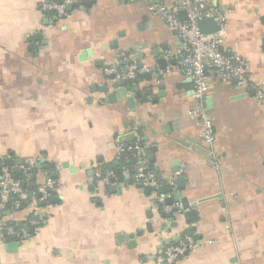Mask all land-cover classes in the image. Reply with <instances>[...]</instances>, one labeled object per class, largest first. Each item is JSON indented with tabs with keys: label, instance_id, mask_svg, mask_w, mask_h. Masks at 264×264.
I'll use <instances>...</instances> for the list:
<instances>
[{
	"label": "crops",
	"instance_id": "obj_1",
	"mask_svg": "<svg viewBox=\"0 0 264 264\" xmlns=\"http://www.w3.org/2000/svg\"><path fill=\"white\" fill-rule=\"evenodd\" d=\"M202 1L228 11L224 51L250 64L245 88L210 76L212 150L189 115L192 82L175 58L181 40L144 1L87 0L85 11L62 21L43 10L50 0H0V179L29 159L31 192L49 179L58 187L38 213L27 206L13 222L5 213L6 225L27 222L31 236L0 237V264H164L158 253L187 236L202 246L176 264H264V109L256 103L264 84V0ZM127 61L153 74L125 86L133 106L111 102L114 91H104L111 85L105 68ZM137 137L134 155L154 163L173 197L198 203L195 219L165 223L131 167L109 189L98 181ZM13 242L16 251L8 248Z\"/></svg>",
	"mask_w": 264,
	"mask_h": 264
},
{
	"label": "built area",
	"instance_id": "obj_2",
	"mask_svg": "<svg viewBox=\"0 0 264 264\" xmlns=\"http://www.w3.org/2000/svg\"><path fill=\"white\" fill-rule=\"evenodd\" d=\"M86 1L50 0L48 4L43 6V10L54 12L58 20L63 21L70 18L75 11H85L84 3ZM142 1L181 40L175 58L177 71L188 77L192 82L195 104L190 109L189 115L199 124L201 137L212 150L218 138L213 117L206 106V97L213 87L210 76L214 75L228 86L245 88L250 83L249 62L239 54H227L224 51L228 11L218 7L211 1L183 0L174 6H169L162 0ZM69 7L72 8V12L68 10ZM181 11L186 12V19L179 17ZM209 18L214 19L217 30L215 33L206 34L201 31L200 23ZM121 57L125 63V55ZM139 71L138 65L132 62L127 66L111 64L105 68L104 73L109 84H117L120 81L134 83L140 73ZM256 103L264 109V84L256 89ZM137 139L134 145L121 148V152H139L142 139L140 137H137ZM23 162L19 170L25 175L27 185L31 179V169L34 163L29 159ZM134 169L136 170L135 180L143 188L151 190V194L160 210L169 216V218H165V223L174 224L177 222L178 216L187 213V210H184L180 203H169L173 195L167 193V191L163 192V190L170 184L160 182L158 171L150 168L148 160L140 157ZM3 173L4 176L0 179V237L4 239L8 236H15L19 239H28L31 236L28 225L17 227L21 224L18 221L10 225H6L5 221L6 212L13 215L12 222L15 221L16 215L23 212L24 201H30L28 191L23 187V180L13 179L7 169H4ZM96 178L104 187L109 189L115 185V181L112 180H117V174L113 171H106L105 174L97 173ZM56 188H58L56 182L50 179L47 180L45 184L37 189V192H32L33 196L31 198L37 194V199L29 202L28 209L30 208L34 213H38L51 196V192ZM9 202L11 203L9 204ZM13 224L16 225L12 226ZM30 224L33 225L34 223L30 222ZM201 246V241L195 236L180 238L172 243H167L164 250L156 256V260L159 263L176 264L182 257L197 251Z\"/></svg>",
	"mask_w": 264,
	"mask_h": 264
},
{
	"label": "water",
	"instance_id": "obj_3",
	"mask_svg": "<svg viewBox=\"0 0 264 264\" xmlns=\"http://www.w3.org/2000/svg\"><path fill=\"white\" fill-rule=\"evenodd\" d=\"M68 10L69 11H72V8L69 7ZM186 16H187L186 15V12H184V11H181L179 13V17L181 19H186ZM200 28H201V31L203 33H206V34L215 33L216 30H217L216 23H215L214 19H212V18L203 20L200 23ZM85 57H86V54H83L81 59H85ZM131 63H132V61H127V64L128 65H130ZM144 67H145L144 64H139L138 65V68L139 69H143ZM154 69L155 68H153L152 71H155ZM139 77H140V79L141 78H146V79L151 80L153 78V74H152V72H148L146 74H139L137 76V79ZM157 79L159 81H161L163 78L160 75V76L157 77ZM126 85H127V82L120 81L117 84H111L110 87L105 86L104 87V91H107L108 89H112L114 91L113 94L109 95V100L111 102H115V101H117V99L118 100H126L127 103L129 104V106H133L134 100L127 97V91L128 90H126V87H125ZM160 88L161 89H164V86H160ZM131 90H132V92H136L137 91V88L136 87H132ZM136 136H137V134H133L132 135V140L135 139ZM123 141H128V140L127 139H124ZM135 153H137V151H135ZM151 160L154 161V158L152 157ZM0 162H1V158H0ZM21 163H23V161L22 160H19V164H21ZM5 164L8 165V166L11 165V161L10 160H6L5 161ZM67 166H68V164H64V167H67ZM36 167L37 168H40L41 165L38 164V165H36ZM71 170H73V169H71ZM93 174H94V172H93ZM54 177H56V175H54ZM120 180H122V177H120ZM112 181L114 182L115 179H113ZM175 183L177 184L178 188H180V189L185 188L186 185H187L185 177H178V178H176L175 179ZM166 191H167L166 189L163 190V192H166ZM110 192L111 193H117V192L118 193H122V189L121 188H112V189H110ZM32 196H33V193L30 192L28 197L31 198ZM174 202L180 203L182 205L183 209L184 210H187V213L185 214L186 217H189L192 220L197 217V213L194 210H192V209H195L197 207V205H198L197 202L190 203L189 202V199L187 197L182 196L181 193L175 195L173 198H171L169 200V203H174ZM6 214H9V212H7ZM190 231H192V230H190ZM139 235L141 236V234H139ZM15 238L16 237L14 236V239ZM131 238H134V236H131ZM131 243H132L131 245H134V246L136 245L135 244L136 242H134V241L131 242ZM19 245H20L19 242H13L12 244H10L8 246V248H9L10 251H16L17 248L19 247ZM164 264H166V263H164Z\"/></svg>",
	"mask_w": 264,
	"mask_h": 264
},
{
	"label": "trees",
	"instance_id": "obj_4",
	"mask_svg": "<svg viewBox=\"0 0 264 264\" xmlns=\"http://www.w3.org/2000/svg\"><path fill=\"white\" fill-rule=\"evenodd\" d=\"M48 14L50 15V14H53L52 12H48ZM132 84V82H127V85L128 86H130ZM139 159H140V157H138V156H136V155H134V153L133 152H131V153H125V156H123L121 159H120V161L119 162H116V163H113V164H111L110 166H107L106 168H101V171L102 172H106V171H113V172H115V174H117V175H121L122 174V172H123V169L124 168H129V167H131V169H132V171H131V173H135V170H134V166L136 167L137 166V163H138V161H139ZM150 168L151 169H154L155 171H156V169H155V167H154V163H150ZM106 170V171H105ZM34 173H35V171L34 170H31V174L34 176ZM159 173V172H158ZM11 174H12V176H13V178L14 179H16V180H23V187L25 188V189H27V191H28V194L32 191V190H35L34 188H35V186H34V183H33V177H31V179H30V182L31 183H29L28 185H25L26 184V177H25V175L23 174V173H20V172H18V171H15V170H12L11 171ZM159 176H160V182H163L164 184H167V182L163 179V177L159 174ZM166 190H167V193H171V194H173V190H172V188L169 186V185H167V187L165 188ZM147 191L148 192H151V190H148L147 189ZM11 201V200H10ZM29 200H27V201H24V203H23V209H25V208H27V206H28V204H29ZM11 202H9V204H10ZM159 214H160V216L162 217V218H169V216L168 215H166V214H164L161 210H160V208H159ZM32 218H34L33 216H31V218L29 217V219L31 220ZM12 224V223H11ZM16 224H13L12 226H15ZM25 225H27V222H23V223H21V224H19V225H17V227H22V226H25ZM16 227V228H17Z\"/></svg>",
	"mask_w": 264,
	"mask_h": 264
}]
</instances>
